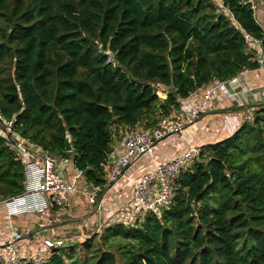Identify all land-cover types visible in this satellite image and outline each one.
<instances>
[{
	"label": "trees",
	"instance_id": "16d2710c",
	"mask_svg": "<svg viewBox=\"0 0 264 264\" xmlns=\"http://www.w3.org/2000/svg\"><path fill=\"white\" fill-rule=\"evenodd\" d=\"M219 1L227 14L213 0H0V113L102 185L113 127L150 130L198 89L256 68L244 37L261 41L262 32L249 3ZM153 84L169 89L164 99ZM252 117L202 146L159 218L108 224L102 244L122 264H264V106ZM23 183L0 127V204ZM75 246L51 249L40 264H116L109 250L81 256Z\"/></svg>",
	"mask_w": 264,
	"mask_h": 264
},
{
	"label": "built area",
	"instance_id": "2783aa9c",
	"mask_svg": "<svg viewBox=\"0 0 264 264\" xmlns=\"http://www.w3.org/2000/svg\"><path fill=\"white\" fill-rule=\"evenodd\" d=\"M255 1L245 0V3H249L254 19ZM255 21L259 26L256 19ZM259 27L262 32L261 41L249 35H245L244 39L246 54H249L250 60L256 63V68L252 70L259 71L264 76V53L261 49L264 26ZM108 57L111 59L110 53ZM250 71L244 69L229 80H218L212 85L205 86L196 100L190 97L182 101L181 106L184 104V107H181V111L168 117H161L156 127L150 130L135 128L124 133L116 142L113 141L102 185L86 182L83 173L72 169L71 160L53 156L29 139L23 138L15 129L14 119L7 120L0 113V127L4 137L12 148L16 160L22 162L24 166L23 193L2 203L9 212L8 218L14 213L16 215L33 213L40 215L42 219L50 214L52 208L67 209L73 196H79L92 211L103 213L104 196L124 177L127 172L122 174L124 168L130 169L144 157L152 156L154 147L168 134L172 137L193 126L211 111L217 98L234 102L240 96H244L245 90L239 78ZM234 82H237L238 88L232 87ZM201 154L202 147L190 143L172 158L164 162H155L151 170L137 178L126 198V204L115 213H105L108 220L104 223L113 219L111 223L132 227L140 223L141 217L144 219L147 214L153 213L159 218L171 207L175 181L199 159ZM65 168H71L73 172L69 174ZM126 223L130 226H126ZM36 236H40L39 231L30 228L17 230L11 227L0 243V264H40L46 260L51 249L65 245V241L61 239H42L39 248L31 250L27 246L33 244Z\"/></svg>",
	"mask_w": 264,
	"mask_h": 264
},
{
	"label": "crops",
	"instance_id": "0c3cea01",
	"mask_svg": "<svg viewBox=\"0 0 264 264\" xmlns=\"http://www.w3.org/2000/svg\"><path fill=\"white\" fill-rule=\"evenodd\" d=\"M239 82L245 90L244 96H240L234 102L221 99L220 97L217 98L213 103L211 111L195 122L192 128H186L181 134L174 135L157 143L154 147L153 155L148 156V162L141 160L128 169L118 185L111 188L104 196L103 213L87 208L79 196L71 198L69 207L65 209L69 211L63 212L58 208H52L50 214L42 219L40 215L33 213H22L20 215L14 213L11 215V218H8L9 212L7 208L5 205L0 204V243L5 233L9 232L11 227L17 230L30 228L33 231H39L40 236H36L33 239V244L27 246L31 250H36L39 248L37 245L42 239H61L72 243L73 237L69 236L63 239L62 236L63 234H68L67 232L65 233V225H68L70 221L86 220V224L79 226L84 234L83 228L95 230L97 227L103 226L102 224L108 220L105 216V213H107L106 209L117 210L122 208L126 204V198L133 184L138 180L137 178L148 170H151L155 162H164L172 158L176 153L183 151L190 143L202 147L229 137L240 127L244 120L252 117L250 110L264 106V76L261 72L251 70L240 77ZM232 87L238 88L237 82L232 83ZM203 89L204 87L198 89L191 97L196 100L201 95ZM201 121L203 122L200 123ZM114 141L116 142L115 139ZM64 170L69 174L73 172L71 168H65ZM97 219L98 222L96 221Z\"/></svg>",
	"mask_w": 264,
	"mask_h": 264
},
{
	"label": "rangeland",
	"instance_id": "374dc122",
	"mask_svg": "<svg viewBox=\"0 0 264 264\" xmlns=\"http://www.w3.org/2000/svg\"><path fill=\"white\" fill-rule=\"evenodd\" d=\"M213 2H215V4L217 6H219L218 8H219V11L220 12H224V13L226 12V14L228 13V11L226 9L222 8V6H221L222 3L219 0H213ZM255 6H256V9L254 11L255 19L259 23V26H264V2H263V0H256L255 1ZM153 87L155 88L156 94H157V96L159 98H164L166 96L167 92L169 91L168 88H163V87L159 86L158 84H153ZM181 107L183 108L184 107V104H182ZM257 109H258V107H257ZM257 109L250 110V113L252 114V116H253L255 110H257ZM203 117H201V118H203ZM252 118L253 117H251L250 119H247L248 122H250ZM202 122L203 121H201L200 123H202ZM139 127H142L143 128V126H140V125H139ZM188 128H192V126H190ZM112 133L115 134L114 136L118 139V138L122 137V135L125 133V131H124V128H120V127H116L115 126L112 129ZM142 160H146L148 162V157H144ZM144 168H142V169H144ZM62 211L63 212H67L69 210H62ZM96 221L98 222V219ZM112 221H113V219H110V222L103 223L102 224L103 226H100V228L97 227L95 230L94 229L93 230H90V228H83V231H85V234H84L82 232V230L79 228V226L82 225V224H86L87 221L86 220H84V221H81V220H73V221H70L68 223V225L67 224L65 225V229H66L65 230V233L67 232L68 234L67 235H64L63 234L62 236H63V239H66L69 236L73 237V239H72L73 243H71V244H77V243H79L80 246H75V252L78 255L85 256V254L88 251L92 250V249H94V250H97V249H100V250H109V251L113 252V254L115 255L116 264H122V261L120 259L118 250H116L115 247H111V248L107 249V247L105 245H108V243H106L104 245V243L102 244V241H101V237H102V234H103V230L105 229L104 227L107 224H109V223L111 224ZM140 221L141 222L143 221V217H141V220ZM126 226H130V225L126 223ZM80 242H82V243H80ZM110 242H112L113 245L114 244H118V243L119 244L120 243H123L119 239H113ZM65 244L66 245H68V244L70 245V243L69 242H66V240H65Z\"/></svg>",
	"mask_w": 264,
	"mask_h": 264
},
{
	"label": "water",
	"instance_id": "95a60500",
	"mask_svg": "<svg viewBox=\"0 0 264 264\" xmlns=\"http://www.w3.org/2000/svg\"><path fill=\"white\" fill-rule=\"evenodd\" d=\"M170 136H171V134H168L167 136H165L164 138H162L159 142H161V141L167 139V138L170 137ZM155 144H156V143H155ZM64 147H65V151H66L67 153H70V152L72 151V147H71V145H70V139H69L68 136H66V138H65ZM127 169H128V168H124L123 171H122V174H124V173L127 171Z\"/></svg>",
	"mask_w": 264,
	"mask_h": 264
},
{
	"label": "clouds",
	"instance_id": "9594fccd",
	"mask_svg": "<svg viewBox=\"0 0 264 264\" xmlns=\"http://www.w3.org/2000/svg\"><path fill=\"white\" fill-rule=\"evenodd\" d=\"M248 121V120H247Z\"/></svg>",
	"mask_w": 264,
	"mask_h": 264
}]
</instances>
